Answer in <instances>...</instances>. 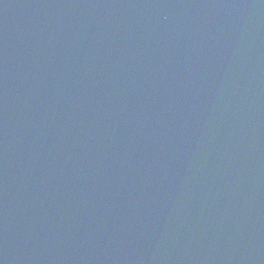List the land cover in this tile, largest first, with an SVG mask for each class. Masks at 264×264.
<instances>
[{
  "label": "water",
  "instance_id": "water-1",
  "mask_svg": "<svg viewBox=\"0 0 264 264\" xmlns=\"http://www.w3.org/2000/svg\"><path fill=\"white\" fill-rule=\"evenodd\" d=\"M0 264H264V0H0Z\"/></svg>",
  "mask_w": 264,
  "mask_h": 264
}]
</instances>
